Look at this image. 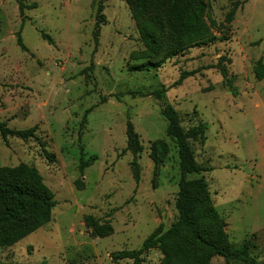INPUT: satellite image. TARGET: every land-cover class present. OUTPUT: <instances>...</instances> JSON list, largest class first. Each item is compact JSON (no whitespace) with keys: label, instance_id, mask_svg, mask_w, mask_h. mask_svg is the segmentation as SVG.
Returning a JSON list of instances; mask_svg holds the SVG:
<instances>
[{"label":"rangeland","instance_id":"rangeland-1","mask_svg":"<svg viewBox=\"0 0 264 264\" xmlns=\"http://www.w3.org/2000/svg\"><path fill=\"white\" fill-rule=\"evenodd\" d=\"M207 4L214 40L161 64L171 46L166 28L151 58L158 66L148 70L140 19L127 0H0V122L37 127L30 138L0 132V167L36 169L56 201L48 223L0 248V264H134L112 254L141 248L179 218L180 158L166 104L185 132L206 126L189 145L210 170L188 179L208 183L230 243L251 239L250 256L264 264V79L255 72L264 65V0ZM159 140L166 155L156 166ZM88 216L110 222L113 233L93 236ZM143 264H165L164 256L152 249ZM210 264L244 263L215 256Z\"/></svg>","mask_w":264,"mask_h":264},{"label":"trees","instance_id":"trees-1","mask_svg":"<svg viewBox=\"0 0 264 264\" xmlns=\"http://www.w3.org/2000/svg\"><path fill=\"white\" fill-rule=\"evenodd\" d=\"M135 18L140 19L141 38L150 56L142 67L148 70L158 66L151 61L162 49L160 33L171 30V46L160 60L175 57L193 44L209 43L214 37L204 22L208 8L207 0H127ZM99 5V13L103 10ZM99 18H103L99 15ZM101 21L98 19L95 38L98 39ZM51 41L48 35H45ZM226 77V69L221 68ZM258 79H264V65L255 67ZM229 86L233 85L229 83ZM162 96V91H155ZM164 113L169 120L168 134L175 139L181 168L177 207L178 220L167 230L160 225L150 234L139 249H125L112 254L113 259H132L134 264H143L144 255L158 249L164 256L165 264H210L215 256H223L228 261L236 260L244 264H260L250 256L252 241L246 239L242 246L235 247L226 233V223L215 207L208 189V183L201 177L188 179L191 174L209 171L199 165L189 145L190 139L203 137L205 125L185 132L181 127L178 113L166 104ZM37 127L28 130H12L0 122V132L6 137L15 134L30 138ZM130 147L135 152L141 150L138 135L131 128ZM166 143L162 140L152 144V157L156 166L165 159ZM52 162L55 156L46 152ZM56 205L53 192L44 184L43 177L28 165L0 167V248L9 247L40 229L52 218ZM87 225L95 237H105L113 233L110 222H102L93 216L87 217Z\"/></svg>","mask_w":264,"mask_h":264}]
</instances>
